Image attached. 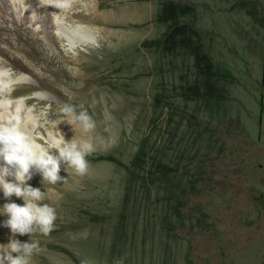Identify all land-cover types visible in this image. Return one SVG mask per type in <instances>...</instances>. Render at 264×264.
Listing matches in <instances>:
<instances>
[{"label": "rangeland", "instance_id": "1", "mask_svg": "<svg viewBox=\"0 0 264 264\" xmlns=\"http://www.w3.org/2000/svg\"><path fill=\"white\" fill-rule=\"evenodd\" d=\"M167 2L184 9L174 44ZM58 14L97 41L67 44ZM0 64L46 164L26 182L0 168V264H264V0H0ZM209 74L228 92L214 117L181 94ZM146 136L182 200L136 167Z\"/></svg>", "mask_w": 264, "mask_h": 264}, {"label": "bare ground", "instance_id": "2", "mask_svg": "<svg viewBox=\"0 0 264 264\" xmlns=\"http://www.w3.org/2000/svg\"><path fill=\"white\" fill-rule=\"evenodd\" d=\"M45 1L48 4L52 3V0ZM15 16L13 15L14 20L19 19L16 14ZM51 23L57 26L55 34L65 39L69 45L84 46L97 41L96 33L91 28L83 25H69L60 14L56 15ZM11 71L10 68L0 67V168L14 175L19 181L26 182L41 175L46 170V164L34 159L38 147L28 137L27 132L32 129V126L39 127V122L32 121L31 109L25 108L26 100L21 99L15 102L4 97L7 88L15 84V79L8 80V76L12 74ZM26 79L27 77L21 74L16 81L20 83ZM53 142L59 145L62 143L59 140ZM19 149L25 152L21 153Z\"/></svg>", "mask_w": 264, "mask_h": 264}, {"label": "trees", "instance_id": "3", "mask_svg": "<svg viewBox=\"0 0 264 264\" xmlns=\"http://www.w3.org/2000/svg\"><path fill=\"white\" fill-rule=\"evenodd\" d=\"M178 8L180 9V7H178L177 5H174L172 2H167L164 4L162 13L160 15V19L162 21H166V22L170 21L168 23V27H169V30L167 32L168 34H166V37H165V40L167 39L168 43L174 44L175 42H177L180 39V37H178V36H180V33L182 32V26L180 25L179 17L181 18L180 13H184V9H182V11L180 13H178L177 12ZM174 29H176V32H173ZM190 29H192V28L190 27ZM182 34L184 36V39L186 40V37L188 35H186L184 33H182ZM181 37H182V35H181ZM162 41H164V40H162ZM187 41L189 42V40H187ZM160 43H161V41H159V44ZM196 54H197L198 58L202 56L205 59L206 63H209L211 65L210 58L208 57V55L206 53H203L202 50L197 52ZM181 94H182V96L188 97L187 101H189V100L195 101L196 100L195 102H200V101L203 102L204 106L207 108L209 114H213V117L215 116V114H218V112L219 113L221 112L219 110V107H221L222 103L228 99V92H226V88L221 87L219 85L218 80H215L211 74H209L207 77L196 78V80L194 81V84L185 87V91L182 92ZM172 105L173 104L167 103L166 106L171 107L173 109ZM215 108H218V112L216 111ZM174 114H176V113H174ZM182 118H184L183 115H182ZM181 121H183V119ZM189 127H191V126H189ZM199 130H201L199 127L193 128L192 133H198ZM201 132H202V130H201ZM152 133L153 132H151V134ZM138 148L139 149L134 154V161L138 162L136 167H140L142 163H147L148 166H151V169L148 171V175L144 174V177H147L148 179H150L151 184L161 185L160 187H162V185L167 187L169 196L166 197V200L173 201L174 200L173 197H174L175 193L177 194V199L182 200L181 195H184L185 192L189 188L183 189L179 185L176 186V184H175L176 182H174V180H175L174 174H172V173L176 172V170L173 168L174 164L171 160L169 161V162H171V164L166 161V159L168 158V155H166L167 152H166L165 148H164V150H163V148L159 149L160 148L159 145H157L156 140L152 139V136H149V137L146 136L144 139L139 140ZM149 161H150V163H148ZM196 170L197 171L195 172V174L193 176L194 180L192 182H194L195 179H197L199 176L198 171H200V170H198V169H196ZM128 173H130V172H127V177L129 180L130 179L129 175H131V174H128ZM134 175L137 176L138 178L141 176V174H134ZM178 179H179L178 181L180 184L184 181L183 178H178ZM193 186L195 187L194 183H193ZM193 186L191 183L190 187H193ZM168 211H170L169 208H168ZM176 211H178V208L176 209ZM178 215L180 216V214H178ZM183 216H185V214ZM183 216L177 218V221H180V224H179L180 226L184 225L185 221L187 220V219L183 218ZM202 216H204V214ZM198 219H200V217H198ZM168 220H170V219H168ZM189 220L191 221V224L192 223L195 224V221L197 219L193 216L192 218H189ZM198 222L200 223V220ZM167 225L169 227L168 231H170L171 234H173L175 232H176V235L179 234L177 232V227L174 224H172L171 221L170 222L168 221Z\"/></svg>", "mask_w": 264, "mask_h": 264}]
</instances>
